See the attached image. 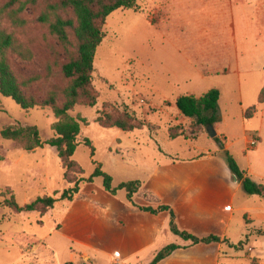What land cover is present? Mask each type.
<instances>
[{"label": "rangeland", "instance_id": "1", "mask_svg": "<svg viewBox=\"0 0 264 264\" xmlns=\"http://www.w3.org/2000/svg\"><path fill=\"white\" fill-rule=\"evenodd\" d=\"M5 1L0 0V5ZM154 1L137 0L140 11L117 10L108 16L103 28L104 39L96 50L93 64L92 87L98 96L96 106H77L70 112L72 117H79L87 123H81L73 160L85 179L93 174V162H96L102 172L112 178L113 187L125 182H140L142 186L134 197L135 204L155 207L158 203H176L179 229L198 236L221 235L227 224L231 246H222L226 258L221 264H258L259 252L264 261V237L256 231L250 234L254 224L250 226L247 222L246 214L250 211L243 209L263 207L264 198L244 196L242 199L241 189L235 207L245 203L240 206L241 210L234 211L228 222L230 213L226 197L235 187V178L221 153L218 157L220 180H216L214 174L210 177L203 172L191 179L180 165L173 166L172 159L187 162L208 150L221 151L220 144L210 137L208 128L195 126L187 119L178 125L179 117L174 106L178 95L192 91L201 94L220 87V121L213 127L216 137L224 147L234 143V156L231 155L240 169L253 170V174L247 173L256 180L264 176V160L257 159L260 152L244 150L239 141L245 133L251 139L254 135L251 132L264 126V117L261 123L264 105L258 103L264 84V49L255 55L251 79L243 77L240 89L236 78L231 76L208 78L201 84L186 82L175 86L164 78L163 63L157 61L155 64L148 50L147 27L142 21L149 14V4ZM44 7L45 0L28 6L22 14L26 21L22 29L14 30L9 24H3L31 51L29 61H21L15 56H10V61L16 75L38 78L28 93L39 101L53 86L64 85L60 67L66 62V54L54 37L37 22ZM152 90H155L153 95ZM240 94L242 101L238 100ZM166 99L170 101L165 102ZM252 107L254 112H250ZM242 108L246 109L245 120L241 118ZM112 109L134 115L144 127L123 132L99 126L98 116ZM54 122L56 119L48 108L22 110L11 99L0 96V128L17 124L34 126L41 139L47 141L53 137L51 126ZM174 136L177 137L172 139ZM86 140L94 149L93 157L84 145ZM261 151H264V143ZM154 170L158 171L157 175L152 172ZM64 173L51 147L45 145L26 152L18 144L0 139V193L4 194L0 196V202L9 199L10 195L20 207L44 196L58 199L70 187L64 180ZM187 184H191L190 188L219 189L214 197L210 196L211 202L205 203L203 210L187 213L180 207V199L177 200V195L179 197ZM169 221L166 213L156 217L134 211L125 191L105 192L102 179L94 178L81 186L73 201L56 202L43 217L38 213L17 214L11 208L1 206L0 264H71L72 259L80 262L81 254L90 258L89 264H114L116 261L147 264L156 251L177 239L173 233L169 232L165 237L160 232L169 230ZM255 225L264 230V222ZM248 247L255 249L254 253H250Z\"/></svg>", "mask_w": 264, "mask_h": 264}, {"label": "trees", "instance_id": "2", "mask_svg": "<svg viewBox=\"0 0 264 264\" xmlns=\"http://www.w3.org/2000/svg\"><path fill=\"white\" fill-rule=\"evenodd\" d=\"M37 1L6 0L0 5V96L11 99L22 110H32L36 107L50 109L56 119L51 126L53 137L43 141L36 127L17 124L0 128V139L18 144L26 152H33L45 145L54 149L65 170L64 180L70 187L65 189L58 199L44 196L23 207L18 206L14 196L10 195L9 199L0 202V207L5 205L17 214L38 213L43 217L53 209L56 202L64 200L71 202L79 193L81 186L94 178H101L103 189L110 194L125 191L126 198L130 201L138 192L140 182H125L113 187L112 178L102 172L96 162H93L95 170L90 178L82 177L81 169L73 160V156L78 145L81 123L84 125L87 123L84 119L72 117L70 112L77 106L88 108L96 106L98 96L92 87L93 64L96 50L104 39L103 28L106 20L117 10L138 12L137 0H45V7L38 15L37 22L46 27L48 33L54 37L66 54V62L60 67L64 85L53 86L41 101L28 93V89L38 81V78H21L11 67L10 56H15L21 61H29L32 57L31 51L13 32L3 27V24L7 23L14 30L24 28L26 21L22 14L28 6L35 5ZM219 98V91L211 89L198 98L181 96L176 100L175 106L181 116L192 121L195 126L207 129L220 121ZM258 103L264 105V85L259 93ZM254 111L252 107L250 112ZM97 123L103 128H117L123 132L141 130L144 127L143 122L137 120L134 115L115 109L98 116ZM214 140L220 144L221 155L244 194L264 198V185L251 180L240 170L233 157L223 149L220 139L215 137ZM84 145L90 149V155L93 157L94 149L91 142L86 140ZM0 196L3 197L4 194L0 193ZM166 209L168 210L167 207L160 208ZM143 210L155 212L151 209ZM169 227L174 235L192 244L221 243L215 236L199 239L179 231L175 226L173 214ZM178 248L179 246L174 244L166 246L150 264L159 263Z\"/></svg>", "mask_w": 264, "mask_h": 264}, {"label": "crops", "instance_id": "3", "mask_svg": "<svg viewBox=\"0 0 264 264\" xmlns=\"http://www.w3.org/2000/svg\"><path fill=\"white\" fill-rule=\"evenodd\" d=\"M149 7L148 16H144L142 21L143 26L147 27L148 50L155 64L157 61L163 63L164 78L168 82L175 86L186 82L201 84L208 78L231 76L236 78V84L240 89L243 77H247L248 80L251 79L252 60H254L255 55L260 49L262 51L264 49V0H156L152 4H149ZM254 52L255 54H253ZM152 70L155 71L154 68ZM216 90L219 91L221 98V88L218 87ZM153 92L155 90L150 92L151 95H153ZM205 93L199 94L192 91L186 95H178L174 99V106L176 100L181 96H194L198 98ZM240 95L238 100L242 101L243 98ZM168 101L170 100H165V102ZM245 110L244 108L240 110L241 118L244 120L247 119ZM176 115L179 117L178 125L186 119L180 115L178 110H176ZM263 117L264 113L261 117V123L263 122ZM251 133L254 134L253 137L258 141L254 148L255 151L260 152L257 159L262 161L264 160V151H261L264 143V126L259 127L257 131ZM246 134L239 138L244 150H247V142L249 140ZM233 144L231 142L226 144L225 147L223 146V149L230 155L231 153L233 155ZM219 153L221 151L208 150L206 154L202 153L187 160V162L176 161V159L174 161L172 159V164L173 166L175 164L180 165V168L185 170L191 179L197 178L200 172H203L210 177L215 176L216 180H220L218 157L221 155ZM240 170L254 182L264 185V176H260L258 178L261 179L256 180L247 173L253 174V170ZM152 172L155 175L158 174L157 170ZM208 179L211 180V178ZM215 185L220 187L219 183H215ZM234 185L235 187L226 197V204L229 207L230 213L228 222L234 211L241 210L240 206L245 203L243 202L238 207H235V200H237V194L241 190V185L237 181L234 182ZM141 186L140 184L138 192L133 195L131 200H127L133 204L134 211L156 217H160L166 213L169 215L170 220L171 214H173L175 226L179 231L199 239L215 236L221 241V243L192 244L190 241H184L175 235L177 239L174 242L166 244L159 251H156L153 258L147 264H150L163 248L171 244L177 245L179 248L157 264H221V260L226 258L224 253H222V246L224 244L231 246L226 231L227 224L224 226L225 230L221 235L208 233L204 236H198L192 234L190 231H186V229H179L176 223V203H158L153 207L150 204L138 205L133 202L134 197L140 193ZM190 187L191 184H187L180 191L179 197L177 195L178 202L180 199V207L187 213L203 210L204 204L211 202L210 196L214 197V193L219 189L212 188L206 190L205 188ZM244 196L246 195L242 191L241 198L244 199ZM161 207H167L168 210H160ZM143 209H151L155 212L152 213ZM243 210L250 211V214H246V220L250 226L254 224L253 231L250 234L256 231L263 238L264 230L258 229L261 227L255 224L256 222H264V206L250 209L244 208ZM220 223L223 224L222 222ZM58 228H61V226ZM160 232L165 237H167L169 232L172 233L170 227L169 230H160ZM248 249L250 253H254L255 251V249L250 247ZM261 254V252L257 254L259 256L257 259L258 264H264ZM79 258L80 262L72 259L70 261L71 264H89L90 262V258L85 254H81ZM114 264L122 263L116 261Z\"/></svg>", "mask_w": 264, "mask_h": 264}, {"label": "built area", "instance_id": "4", "mask_svg": "<svg viewBox=\"0 0 264 264\" xmlns=\"http://www.w3.org/2000/svg\"><path fill=\"white\" fill-rule=\"evenodd\" d=\"M257 143H258L257 139L252 137L247 142V149L248 150H253L256 147Z\"/></svg>", "mask_w": 264, "mask_h": 264}, {"label": "water", "instance_id": "5", "mask_svg": "<svg viewBox=\"0 0 264 264\" xmlns=\"http://www.w3.org/2000/svg\"><path fill=\"white\" fill-rule=\"evenodd\" d=\"M208 131L210 133V137L211 138H215L216 137V133H215L213 127H208ZM235 181H236V179H235Z\"/></svg>", "mask_w": 264, "mask_h": 264}]
</instances>
